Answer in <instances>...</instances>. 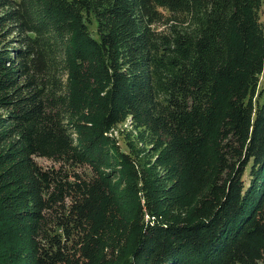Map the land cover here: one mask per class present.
<instances>
[{"label": "trees", "instance_id": "16d2710c", "mask_svg": "<svg viewBox=\"0 0 264 264\" xmlns=\"http://www.w3.org/2000/svg\"><path fill=\"white\" fill-rule=\"evenodd\" d=\"M111 232L120 264H264V0H0V264Z\"/></svg>", "mask_w": 264, "mask_h": 264}, {"label": "rangeland", "instance_id": "374dc122", "mask_svg": "<svg viewBox=\"0 0 264 264\" xmlns=\"http://www.w3.org/2000/svg\"><path fill=\"white\" fill-rule=\"evenodd\" d=\"M114 136L119 140L120 146L127 150V142L132 140V142L138 143L140 147H145L148 149L149 153L151 154V159L154 161L156 159V139L146 130L133 126L131 124L130 119L126 120L125 122L119 123L114 129ZM78 140V137H76ZM40 164L44 166H51L52 162L39 159ZM86 172L91 173L92 168L90 166L86 167ZM158 171L161 174H164V170L159 168ZM121 195V194H120ZM120 204H123L125 201L124 198L120 196ZM117 231V230H116ZM121 232L114 233L111 232L109 238V248H107L104 257L101 259L100 264H120L122 258V252L124 250V244L127 243V238L125 234L121 237ZM114 253V256H113ZM125 253V252H124ZM122 254V255H120Z\"/></svg>", "mask_w": 264, "mask_h": 264}]
</instances>
